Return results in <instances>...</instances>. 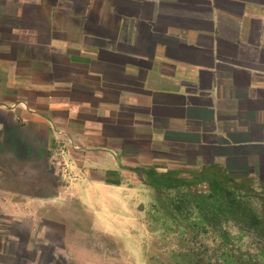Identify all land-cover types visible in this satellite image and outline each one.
I'll return each instance as SVG.
<instances>
[{
  "label": "crops",
  "instance_id": "obj_1",
  "mask_svg": "<svg viewBox=\"0 0 264 264\" xmlns=\"http://www.w3.org/2000/svg\"><path fill=\"white\" fill-rule=\"evenodd\" d=\"M152 175L264 189V0H0V223L26 230L1 248Z\"/></svg>",
  "mask_w": 264,
  "mask_h": 264
},
{
  "label": "rangeland",
  "instance_id": "obj_2",
  "mask_svg": "<svg viewBox=\"0 0 264 264\" xmlns=\"http://www.w3.org/2000/svg\"><path fill=\"white\" fill-rule=\"evenodd\" d=\"M65 135L68 137L66 132ZM62 161L60 174L70 177L71 186H82L78 184L85 179L83 167L74 161ZM175 178L168 184L160 176L152 175L147 183L143 179L140 184L127 183L120 189L99 187L94 189L93 199L84 196L81 204L75 195H70L65 206L67 219L34 222L38 228L45 226L51 232L46 242L57 246L55 252L50 245L24 253L22 249L13 253L17 251L14 247L1 248L12 246V238H6L9 242L3 244L2 236H16L18 230L26 235V230L16 222L5 225L6 228L0 223V264H264V240H259L251 230L241 229V224L221 218L216 211L201 209L196 203L204 199L203 194H197L195 200L189 193L206 191L202 190L203 183L191 177L186 186L177 188L172 180ZM261 189L227 192L230 200L242 199L261 215ZM226 200L227 197L220 204L216 202L218 211ZM25 235L20 234L22 244L28 239V232ZM26 245L31 247L34 243Z\"/></svg>",
  "mask_w": 264,
  "mask_h": 264
},
{
  "label": "trees",
  "instance_id": "obj_3",
  "mask_svg": "<svg viewBox=\"0 0 264 264\" xmlns=\"http://www.w3.org/2000/svg\"><path fill=\"white\" fill-rule=\"evenodd\" d=\"M169 180L171 181V178ZM172 180L173 182L177 183V188H181L182 186H185L184 181L179 178H175ZM216 185L217 184H214V186H212L211 188L205 189L206 191L200 190L201 193L196 192L193 194V192H191L189 194L192 195L193 197L191 198L195 200L197 198V194L198 195L203 194L204 199L205 196L211 198L209 200L203 199L201 201H198V203L196 204L198 206H201V209L205 211H207L208 209L212 211V213L216 211L217 215L220 216L221 218L226 217L227 219L234 221L235 224H241L242 226L241 229L246 231L251 230L254 232L253 234H255L258 237L259 240L261 241L264 240V214L261 215L258 214L257 209L252 207L253 205L251 204L249 205L248 202L242 199L241 201L235 198H232V200H230V196L228 195L227 189L217 188ZM202 190H204V187H202ZM184 194L185 193H183V195ZM226 197H227L226 202L223 203L222 205L223 207H221L218 211L217 208L215 207L216 202L220 204V201L222 202V200Z\"/></svg>",
  "mask_w": 264,
  "mask_h": 264
},
{
  "label": "built area",
  "instance_id": "obj_4",
  "mask_svg": "<svg viewBox=\"0 0 264 264\" xmlns=\"http://www.w3.org/2000/svg\"><path fill=\"white\" fill-rule=\"evenodd\" d=\"M57 137L59 139V146L57 148V156H54L51 160V166L53 169L58 170L59 173H63L62 169L64 166V162L62 161L63 158H69L70 157V151H69V145H70V140L68 137L65 135V132L63 130L58 131Z\"/></svg>",
  "mask_w": 264,
  "mask_h": 264
}]
</instances>
